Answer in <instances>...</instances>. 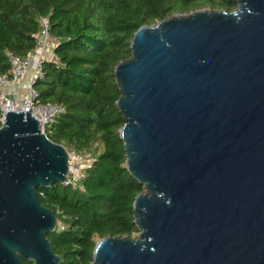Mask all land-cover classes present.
Here are the masks:
<instances>
[{
	"label": "water",
	"instance_id": "obj_1",
	"mask_svg": "<svg viewBox=\"0 0 264 264\" xmlns=\"http://www.w3.org/2000/svg\"><path fill=\"white\" fill-rule=\"evenodd\" d=\"M228 1L139 28L114 67L138 235L98 240L91 264H264V0ZM67 172L30 112L7 113L0 264H60L37 189Z\"/></svg>",
	"mask_w": 264,
	"mask_h": 264
},
{
	"label": "trees",
	"instance_id": "obj_2",
	"mask_svg": "<svg viewBox=\"0 0 264 264\" xmlns=\"http://www.w3.org/2000/svg\"><path fill=\"white\" fill-rule=\"evenodd\" d=\"M207 2L215 10L236 8L228 0H0V74L9 71L8 54L24 58L35 48L39 19L46 18L57 43L55 60L42 63L43 77L33 90L38 103L64 109L47 138L70 151L97 149L82 189L57 183L37 189L42 206L62 226L47 235L60 264H91L98 240L138 232L132 205L143 189L125 168L114 67L131 57L139 28Z\"/></svg>",
	"mask_w": 264,
	"mask_h": 264
},
{
	"label": "built area",
	"instance_id": "obj_3",
	"mask_svg": "<svg viewBox=\"0 0 264 264\" xmlns=\"http://www.w3.org/2000/svg\"><path fill=\"white\" fill-rule=\"evenodd\" d=\"M39 25L36 46L26 57L7 55L9 71L6 74H0V126L7 113L30 112L38 122L41 132L47 137V130L64 109L57 105L40 104L36 101L37 94L33 90V83L43 77L42 63L51 61L50 55L55 58L53 50L57 46L56 41L49 34L48 20L40 18ZM23 78L25 79L24 93L19 86ZM67 153L68 172L63 186L72 190L82 189L84 174L95 159L92 149ZM40 195L42 196V193Z\"/></svg>",
	"mask_w": 264,
	"mask_h": 264
},
{
	"label": "rangeland",
	"instance_id": "obj_4",
	"mask_svg": "<svg viewBox=\"0 0 264 264\" xmlns=\"http://www.w3.org/2000/svg\"><path fill=\"white\" fill-rule=\"evenodd\" d=\"M213 6H214V4L212 3H210V2H207V3H203V4H200V5H198V6H196V10H193V11H198V10H204V9H207V10H215L214 8H213ZM51 61H53V60H55V58H52V55L50 56V58H49ZM67 150V152H71L69 149H66ZM97 151V149H96V146H94L93 148H92V152H93V154L95 155L96 152ZM59 227L61 228L62 226L60 225V224H58V229H59ZM137 235H138V232H136V233H134L131 237H133V238H137Z\"/></svg>",
	"mask_w": 264,
	"mask_h": 264
},
{
	"label": "crops",
	"instance_id": "obj_5",
	"mask_svg": "<svg viewBox=\"0 0 264 264\" xmlns=\"http://www.w3.org/2000/svg\"><path fill=\"white\" fill-rule=\"evenodd\" d=\"M51 56V55H50ZM49 56V57H50ZM24 82H25V79L23 78L22 80H21V82L19 83V86H20V88H21V91L24 93Z\"/></svg>",
	"mask_w": 264,
	"mask_h": 264
}]
</instances>
